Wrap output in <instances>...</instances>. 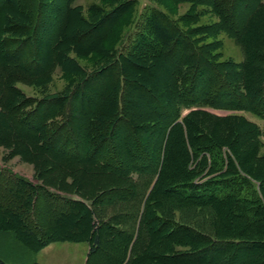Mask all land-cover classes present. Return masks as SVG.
<instances>
[{
	"label": "trees",
	"instance_id": "16d2710c",
	"mask_svg": "<svg viewBox=\"0 0 264 264\" xmlns=\"http://www.w3.org/2000/svg\"><path fill=\"white\" fill-rule=\"evenodd\" d=\"M31 1L30 13L26 0H0V147L8 151L5 161L19 155L33 164L39 183L0 167V232H13L33 252L51 243H88L86 264H93L101 250L108 253L109 264H264V204L249 192L248 168L238 167L245 161L264 165V158L257 159L260 129L238 114L226 117L233 123L223 137L204 126L206 117H214L206 107L248 111L264 119V0H173L210 8L219 18L212 27L241 47L242 65L227 62L225 73L215 63L214 46H200L163 11L151 9L149 31L125 34L113 48L120 37L117 29L132 17L136 0H112L116 7L99 22L80 19L86 28L76 37L69 28L83 8L65 0L63 8L51 10L58 20L44 42L47 57L40 61L34 52L29 60L18 59L30 44L20 42L12 50L9 40L29 32L35 45L46 9L42 0ZM10 11L26 15L15 18ZM99 13L93 8L91 19ZM79 51L99 54L101 66L92 72L80 67L70 54ZM69 63L84 75L72 89L34 100L16 87L44 88L58 69L75 74ZM162 67L164 81L154 74ZM102 75L109 76L108 82L94 94L89 84ZM88 92L98 99L85 98ZM138 93L153 104L143 114L132 112L139 111ZM184 109L190 112L182 116ZM121 127V154L135 160L126 167L113 146L107 148ZM138 134L147 141L158 137L150 147L135 140ZM131 140L133 145H127ZM226 148L234 154L221 158L225 170H215L217 154L223 157ZM258 173L253 179L264 195V173ZM40 197L47 208L60 206L49 210L45 220L38 217ZM184 208L214 210L219 222L206 232L176 221L175 211ZM72 214L83 216L88 226L65 232L62 220ZM0 264L7 263L0 259Z\"/></svg>",
	"mask_w": 264,
	"mask_h": 264
},
{
	"label": "rangeland",
	"instance_id": "374dc122",
	"mask_svg": "<svg viewBox=\"0 0 264 264\" xmlns=\"http://www.w3.org/2000/svg\"><path fill=\"white\" fill-rule=\"evenodd\" d=\"M28 2V12L31 13V9L33 8V1L29 2V0H26ZM65 0H42V4L46 5V9L43 8L41 16H40V26L36 33V40L34 42L35 45H33L30 37V33H21L17 38L20 40L13 41L9 40L8 42V48L9 49H15L19 44L26 41V44H30V47L37 46L40 50H34L30 47H27L26 49H22L20 55L16 56V58L29 60L34 57V52H36V57L42 61L44 57H47L46 53L44 51V42L52 37L53 33L56 31V22L58 20V17L51 12L53 7H56L58 9L63 8ZM115 2H112V0H76L73 5L81 6L83 8V15L81 18H79L77 15L73 18L78 19L77 21H74L71 23V27L69 28V31L73 30V36L76 37L80 34V32L85 31V26L83 24L79 25V20L84 22V20L89 21H95L99 22L101 18H103L107 13L111 12L112 9L116 7ZM47 5H50L47 7ZM31 7V8H30ZM93 8H99L100 13L96 16L93 20L91 19V11ZM151 9H154L156 11H163L166 12L170 17H172L177 23L178 26L185 32H190L195 36V38L199 39L200 46L205 45H212L214 46L213 53L216 55L215 57V63L221 67L224 72V69L222 68V65H224L227 62H230L232 65L240 66L242 65L244 61V54L241 47L238 45L236 40L231 37L228 33L221 30V28H213L212 26L215 24H218L219 18L212 13L211 9L204 6V5H196L192 4L190 2H174L173 0H136V5L134 7V12L132 14V17L127 22L122 23L118 29L117 32H120V37L115 44L113 43V48L117 47V45L120 43V39L124 37V35H128L129 33L133 32V36L135 34H138V30L141 31H149L148 29V23L147 18L150 15ZM11 14L14 11H10ZM16 18V16H25L26 14H20L18 12L13 13ZM19 14V15H18ZM1 16V15H0ZM236 18H239V14H235ZM20 18H18L19 20ZM17 20V21H18ZM137 26V29L134 28V26ZM17 27V26H16ZM14 27V32L17 31ZM74 28V29H73ZM201 28H205L204 31L201 30ZM13 29V27H12ZM160 33H163V29H159ZM199 31V32H198ZM207 31V32H206ZM199 33V34H198ZM72 34V32H71ZM196 34L197 37H196ZM7 36L10 38L12 36V32L10 34H7ZM17 37V35H14ZM133 37H131L132 39ZM137 39V38H136ZM139 39V38H138ZM137 39V40H138ZM137 40H129V43H132L134 46L137 43ZM115 41V40H114ZM112 41V42H114ZM21 42V43H20ZM38 44V45H37ZM107 47L110 46L109 43H106ZM71 57L74 58L79 64L80 67L86 68L88 72L96 71L98 69V66H101V63H99L100 55L99 54H89L88 56H84L80 51L79 53L76 52H70ZM15 58V59H16ZM71 68H70V67ZM68 70L73 71L75 74H63L59 69L56 70L54 77L51 82L47 83L44 88L32 86L28 84L18 83L16 87L23 93L25 97L33 98L34 100H40L41 98H47L49 96H54L55 94H60L61 92H64L66 90V87H70L69 89H72L74 85H76L77 79H80L84 77L75 67L74 64L69 63L67 65ZM163 70L154 73L156 76V79H159L161 81L165 80L166 76V69L162 67ZM109 76L108 75H102V77H99L97 79H94L89 84L90 90H94V94L99 93V89L108 82ZM212 79V78H211ZM156 84V83H155ZM207 85L209 88L211 87L210 83L207 82ZM154 87L156 85H153ZM99 88V89H98ZM67 89V90H69ZM129 94L132 93L133 96H135L132 91V89L128 88ZM92 95L91 92H88V94L85 96V98H90L91 100H96L98 97L96 95ZM84 96H80L76 98L75 103L78 102V100H82ZM140 98V99H139ZM137 108L139 111L137 112L143 114V112L148 110L149 108H153L152 102L148 101L146 98H144L141 94L138 93V101L136 102ZM206 111L209 112L210 115H213L212 118H205L206 124L204 126H207L210 131H212L214 134L219 136H224L228 134L229 128L232 126L233 121L230 119H227V116L238 114L242 115L246 118L247 121L257 124V126L260 129V141H261V147L259 149V152L257 153V159L264 158V119H262L257 114H253L248 111H232L228 109H217L212 107H206ZM190 112L189 109L182 110V116L187 115ZM140 137L138 142L143 141L144 144L148 143L150 147L153 145V137L157 138L158 135H153L151 141H147L148 139L144 140L141 135L138 134ZM76 140V139H75ZM135 140L129 141L127 145L131 146L132 143L135 142ZM239 140V139H238ZM74 141V139H73ZM125 143L124 140V131L123 128H119L114 138L110 141L108 144V147L113 146V153H115L120 162L119 164H123L125 167L128 165H131V163H134L135 160L129 161L125 159V156L123 157L121 154V150L123 148V144ZM148 150V149H147ZM82 151H80L81 153ZM102 152V151H101ZM224 156H220L217 154L219 160V165L216 166L215 170H225L227 166H224V163L221 158H227V154H234L231 153L230 150L227 148L222 151ZM8 154V151H6L3 147H0V167H7L14 171L16 174L34 182L39 183L38 180L35 178V170L34 165L26 162L22 159L21 156H13L6 161L3 159L5 155ZM146 154L151 155L150 151H147ZM241 154L240 152L238 153ZM152 156V155H151ZM216 156V157H217ZM214 157V158H216ZM213 159L211 158L210 161ZM258 165V166H255ZM254 166V167H251ZM241 170L245 172V170L248 168V175H250V187L251 192H256L255 198L259 199L264 204V195L261 193L259 189V181H256L255 178L257 176V173H264V165L257 164L256 161H245L243 168L240 164L238 166ZM252 170V171H251ZM258 173V174H259ZM201 182V181H199ZM240 185L238 184V187ZM244 189H250L249 187H243ZM52 190V189H51ZM55 191V190H54ZM149 191V190H148ZM247 195V193H246ZM77 197V196H75ZM45 202L44 197H40L38 202V217L40 219H44L49 217V210H57L60 206H52L47 208V206H44L43 203ZM171 216H173V211L171 212ZM174 218L178 222H184L191 225L196 226L197 228H201L202 230L206 232H210L213 229L214 222L218 224L219 216L214 210L210 209H204L202 211L200 210H194L192 208H184L179 211H175ZM1 219V218H0ZM5 220V219H2ZM62 222L66 226L65 232L72 233L73 231H76V228L80 226L81 228L88 226V222L85 221L83 216L81 215H75L72 214L69 217H65ZM86 225V226H85ZM89 246L88 243H56L55 247L52 248H46L44 251L35 254L31 253L30 251H27L24 248H0V258L3 259L7 264H21V263H32V262H39L44 264H86L87 260V254H88ZM242 255L239 256L241 258ZM110 258L108 253H106L104 250H101L98 252L94 259L93 264H109ZM155 264V263H153Z\"/></svg>",
	"mask_w": 264,
	"mask_h": 264
},
{
	"label": "crops",
	"instance_id": "0c3cea01",
	"mask_svg": "<svg viewBox=\"0 0 264 264\" xmlns=\"http://www.w3.org/2000/svg\"><path fill=\"white\" fill-rule=\"evenodd\" d=\"M60 243H68V242H60ZM72 243V242H69ZM85 243V242H82ZM56 243H51L50 245L46 246L45 248H43L42 250H40L39 252H33L32 250L28 249L27 247H25L16 237V235L13 232H0V248H24L27 251H30L31 253H35L38 254L42 251H44L46 248H52L55 247ZM89 246V244H88ZM89 251V250H88ZM1 259V258H0ZM3 260V259H1ZM4 261V260H3ZM5 262V261H4ZM6 263V262H5ZM33 263V262H32ZM39 263V262H36ZM22 264V263H21ZM42 264V263H39ZM44 264V263H43Z\"/></svg>",
	"mask_w": 264,
	"mask_h": 264
}]
</instances>
